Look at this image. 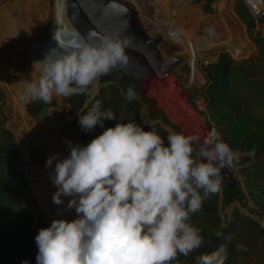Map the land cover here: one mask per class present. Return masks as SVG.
Wrapping results in <instances>:
<instances>
[{
  "label": "clouds",
  "instance_id": "9594fccd",
  "mask_svg": "<svg viewBox=\"0 0 264 264\" xmlns=\"http://www.w3.org/2000/svg\"><path fill=\"white\" fill-rule=\"evenodd\" d=\"M52 39L56 47L38 62L43 66L38 83L23 81L21 101L27 96L49 104L53 94H87L101 77L127 63L124 50L131 43L120 34L82 36L58 28ZM123 94L128 102L139 99L132 88ZM115 119L97 101L79 115L78 123L90 133ZM164 127L167 145L155 130L116 123L86 146L68 141L66 158L59 153L47 158L46 170L57 161L50 175L56 187L52 202L59 206L62 197L70 198L66 207L75 209L77 218L53 220L38 231L36 264H172L178 255L188 257L206 243L188 221L205 199L220 191L222 169L234 167L239 154L215 130L200 143L197 136ZM194 144L204 162L193 158ZM248 155L254 157L255 149ZM227 258V246L221 245L197 257V264H225Z\"/></svg>",
  "mask_w": 264,
  "mask_h": 264
},
{
  "label": "rangeland",
  "instance_id": "374dc122",
  "mask_svg": "<svg viewBox=\"0 0 264 264\" xmlns=\"http://www.w3.org/2000/svg\"><path fill=\"white\" fill-rule=\"evenodd\" d=\"M4 1L5 0H0V9L4 6ZM44 1L47 15L43 22L42 33L38 38V42L41 46L42 44H47L49 41H53L50 36V30L55 22L53 9L56 0ZM131 1L132 0H122V2L136 9L141 27L150 39H161L157 45L161 57L163 59H168L174 56L180 59L179 63L171 69V72L175 75L176 79L179 80V87L182 94L179 95L178 100H172L164 104L157 103V107L152 105V99L149 100L150 98H146L145 96L149 101H144L138 96V100L132 101L133 105L126 100L123 94L122 86L125 83L122 82L121 73L110 76L109 78L111 80L102 81V79H100L97 85L98 89L94 92V96L92 97L90 96V92L92 91L91 87L86 94L84 107L80 108L75 114L71 113V109L73 108L70 106L69 100L76 98L77 95L62 97L53 94L52 102L50 103L52 110L51 117L53 122L58 126L59 135L63 140L66 142L71 141L73 145L80 144L86 146L92 139L102 134L104 129L111 128L112 126L115 127L116 123H121L124 118L128 117L132 121L134 119L133 110L134 107H136L141 121L145 124H149L151 131L155 130L157 133V127H160L168 133L167 130L162 128V126H167L168 129L176 133L185 136H197L199 137V141L203 142L209 133L215 130L213 123L208 119L206 120L210 122L211 129H209L205 124V119L198 113V111H205L207 104L205 91L209 82L203 69L209 64L216 63L220 53H228L235 61V65L244 69L252 78V80L245 81L241 77L238 78L232 75V86L230 91L231 101L240 105L243 104L249 109L251 114L264 120V107H260V105L264 106V92H262V90H264V57L260 58V60L256 58L258 52L256 46L251 41V37L260 29V25L255 23L253 34H251L235 13L236 9H242L241 6H244L249 12V8L245 4L246 0L245 2L240 0L241 4L238 0H218L216 2V19L222 24L224 34H222V32L219 34L207 26H201L202 20H200L199 17H202V13L197 8L180 5L179 1L181 0L173 1L180 7L187 8L188 10H183L182 16L180 15L177 18H174L176 17V14H174V19H167L168 7L165 8L158 0H144V8H140ZM248 1L249 7L254 11H261L257 15V17H261L264 14V0ZM202 19H204V17H202ZM164 22L170 24V28H174L175 32L179 34H177L179 39H183L182 45L176 44L164 32L162 29V23ZM2 76L3 73L0 64V128H4L11 133L12 139L19 152L18 159L10 162L12 168L9 169L10 172L19 170L22 172V176L29 180L27 188L34 202L28 201L23 206L22 215L18 218L19 220L17 221L16 228L11 229L8 223L1 225L5 231L2 236H0V239L3 236L15 238V234L22 239H29L30 237L32 242L30 243L29 249L26 247L21 254L18 249H15V251L20 264L25 260H27L29 264H36L35 257L38 253V248L35 243V237L38 235V231L42 228L50 227L53 220L63 219L71 222L77 218V215L75 209H67L66 207L70 198L62 197L64 203L59 206L52 202V195L56 191V187L50 180L43 179L41 174H38L34 170L32 171L35 175L26 172L27 166L44 168L48 157H46V153L43 152L32 139L28 141L27 147H25L23 142L19 139V134L22 133L23 128L21 123L22 119L19 115L20 112L15 109L16 104L23 107L21 108L22 111L27 110L29 105L27 100H20V95L13 94L8 88V84L4 83ZM127 79L130 80L129 78ZM126 84L129 88L133 89L131 82ZM155 88L159 90L165 87L158 85ZM121 96L124 97L127 103L123 101ZM95 97H99L100 110H111L115 114L116 119L114 121H104L103 129L97 126L92 132L85 133L81 131L80 125L77 122L79 120L78 114H82L83 110L90 105ZM25 98L29 97L25 96ZM114 101L121 103L122 107L118 113L112 110ZM151 108L152 112L148 115L149 109ZM182 113L184 116L181 115ZM158 135L164 139L165 145H167L165 135ZM193 147V158L198 162H204L202 158L198 156L195 145H193ZM27 150H29V164L25 161L24 151ZM235 152L238 153L237 151ZM59 154L63 155V153ZM238 154L239 156L246 155V153L243 152ZM251 160L252 162L262 164L258 176H254V181L261 187V199H264V155L251 156ZM248 164L247 162L230 168L232 175L240 183L244 181V176L240 171L242 168H246ZM243 189L246 194L244 186ZM221 190L220 187L218 193L210 195L204 202L207 205L216 206V222L219 224V229L225 227L229 223H234L233 234L236 239V244L239 247H237L234 258L230 261H226L225 264H264V236L259 232L261 228L260 221L264 217L261 215L260 209L248 196H245L241 201L234 200L223 205ZM212 215L214 216V214ZM245 217L252 222L244 220ZM198 222L199 219L196 218H191L188 221L194 228H196ZM221 245H224L223 240L219 241V247ZM27 249L28 254L23 255ZM175 264H187V261L185 258L181 257L176 260Z\"/></svg>",
  "mask_w": 264,
  "mask_h": 264
},
{
  "label": "trees",
  "instance_id": "16d2710c",
  "mask_svg": "<svg viewBox=\"0 0 264 264\" xmlns=\"http://www.w3.org/2000/svg\"><path fill=\"white\" fill-rule=\"evenodd\" d=\"M238 1L240 2V0ZM248 2L249 1L246 0L245 4L253 14L256 15L261 12L254 11L249 7ZM241 8L242 9H236L235 13L251 34H253L255 23L260 25V29L251 37V41L256 46L258 52L256 58L260 60V58L264 57V14L259 18H253L244 6H241ZM203 71L209 82L205 91L207 104L205 111H198V113L205 119V124L209 129H211L210 122L213 123L214 129L232 150L246 153V155L239 156V162L235 165L249 163L246 168H242L240 171L244 176L243 186L247 194L244 193L238 180L231 189H229L225 181L222 180V204L225 205L234 200L241 201L245 196H248L260 209L261 215L264 217V199H261V187L254 181V176H258L262 164L252 162L251 156L248 155L253 148L255 149V155H264V120L251 114L249 109L243 104L240 105L230 99L232 75L238 78L241 77L245 81L252 80V78L244 69L235 65V61L228 53H220L217 62L205 66ZM107 80V78L102 79V81ZM122 82L125 83L122 86V90L126 92L129 88L126 83H132V80L122 77ZM132 87L139 97L144 101H149L140 95L133 83ZM262 92H264V90H262ZM85 97L86 94H82L69 100L70 106L73 108L71 109L72 114L77 113L78 110L82 108V105L85 103ZM98 98L99 97H95L90 105L83 110L81 115L86 114L87 111L96 104ZM122 98L123 101L127 103L124 97ZM121 107V103L114 101L112 110L118 113ZM260 107L263 108L264 106L260 105ZM133 118L134 119L131 121V119L126 117L120 124L135 122L144 130L151 131V127L141 121L136 107H134L133 110ZM207 119L210 122L206 121ZM157 133L164 134L167 140L168 133L166 131L157 127ZM18 157V148L12 139L11 133L4 128H0V236H2L5 231L1 225L8 223L11 229L16 228L17 221L19 220L18 218L22 215L23 206L28 201L34 202L27 188L29 180L25 179L22 176V172L19 170L10 172L12 168L10 162L16 161ZM212 214H214V216ZM216 217V206L207 205L205 202H203L199 212L190 216V219H199L196 229L200 231V235L206 243L201 248L190 253L188 257L178 255L177 260L183 257L186 259L187 264H197V257L215 251L219 248L220 240H223L224 245L227 246L228 258L226 261H230L234 258L237 252L236 239L233 234L234 223H229L225 227L219 229ZM244 220L252 222L246 217ZM216 232H223V236L217 238L215 235ZM259 232L264 236V228H260ZM229 235L231 236L230 241L225 239V237ZM31 242L32 239L30 237L29 239H22L16 234L15 238H10L8 236L1 237L0 264H20L15 249H18L21 254L26 247L28 249L30 248ZM28 249L23 255L28 254ZM175 262L176 260L173 261L172 264H175Z\"/></svg>",
  "mask_w": 264,
  "mask_h": 264
},
{
  "label": "bare ground",
  "instance_id": "6f19581e",
  "mask_svg": "<svg viewBox=\"0 0 264 264\" xmlns=\"http://www.w3.org/2000/svg\"><path fill=\"white\" fill-rule=\"evenodd\" d=\"M132 1L140 8H144L145 6L144 0ZM158 1L165 8L168 7V18L164 13L167 19L182 16V11L187 9L180 7L173 0ZM54 6L55 22L51 27L50 36H53L56 28L63 30V25L67 29L65 31H74L70 25V21L66 19V0H56ZM45 7L44 0H5L4 6L0 9V64L3 73L2 78L4 83L8 84L7 86L13 94L21 95L24 92L25 85L23 81L25 80L38 83L43 67L38 62L43 61L46 53L49 51L45 49L53 45L52 41L42 44V46L38 42V38L43 30V22L47 15ZM174 14H176V17L173 18ZM202 17H199V19L202 20ZM165 22L162 23L164 32L176 44L182 45L183 39H179V34L175 32L174 28L169 27L170 24H166ZM95 88L96 86L93 85L90 93H94ZM24 99L27 100L29 108L22 111L21 108L23 107L17 104L15 108L16 111L20 112L19 115L22 119L23 129H20L23 131L21 130L22 133L19 134L21 142L27 147L28 141L32 139L46 153V157L63 153V155H60V158H66L70 154V148L68 143L60 137L58 126L53 122L50 103L46 104L41 100L31 101L30 98ZM181 115L184 116L183 113ZM28 151H24V154L25 161L29 164ZM56 162L53 161L52 167L47 170L45 167L35 168L27 166L26 172L33 173L32 170H34L38 174H41L43 179L50 180V175L53 174ZM33 174L35 175V173Z\"/></svg>",
  "mask_w": 264,
  "mask_h": 264
},
{
  "label": "water",
  "instance_id": "95a60500",
  "mask_svg": "<svg viewBox=\"0 0 264 264\" xmlns=\"http://www.w3.org/2000/svg\"><path fill=\"white\" fill-rule=\"evenodd\" d=\"M217 1L181 0L179 3L183 6L197 8L202 13L204 19H202L201 26H207L219 34L220 32L224 34L222 24L216 19ZM243 1L245 2V0ZM249 12L251 16L259 17H257L258 14L255 15L250 10ZM65 14L74 31L82 36H87L89 33H96L97 35L120 34L121 38L128 37L131 39L130 45L124 50L127 63L118 65L108 75L100 79L121 73L124 78L132 80L133 85L143 97L152 99V105L155 107H157V103L164 104L179 99V95L182 94L179 80L176 79L171 69L179 63L180 59L174 56L168 59L161 57L157 48L161 39H150L141 27L136 9L122 2V0H66ZM65 30L67 29L63 25V31ZM52 44L45 50L56 47L54 40ZM98 83H94L95 91L98 89ZM158 85L165 88L158 90L155 88ZM90 96H94V93H90ZM151 112L152 108L149 109L148 115ZM163 128L166 130L164 126ZM220 139L222 138L220 137ZM199 142L202 143V141ZM194 145L196 148L198 147L197 144ZM230 168L222 169L221 172L222 180L225 181L229 189L237 181ZM240 184L243 188V181ZM260 226L264 228V218L260 221Z\"/></svg>",
  "mask_w": 264,
  "mask_h": 264
},
{
  "label": "flooded vegetation",
  "instance_id": "af4514ba",
  "mask_svg": "<svg viewBox=\"0 0 264 264\" xmlns=\"http://www.w3.org/2000/svg\"><path fill=\"white\" fill-rule=\"evenodd\" d=\"M134 7V6H133ZM217 62V61H216ZM119 74V73H118ZM122 77L124 78V76L122 75ZM104 79V78H103ZM108 80H111L109 77H107ZM124 79H127V78H124ZM131 80V79H130ZM109 82V81H108ZM104 83V82H103ZM84 106V104L82 105V107ZM79 111V110H78ZM78 115H81V114H78ZM78 122V121H77ZM149 125V124H148ZM150 126V125H149ZM163 128V126H162ZM164 129V128H163Z\"/></svg>",
  "mask_w": 264,
  "mask_h": 264
},
{
  "label": "crops",
  "instance_id": "0c3cea01",
  "mask_svg": "<svg viewBox=\"0 0 264 264\" xmlns=\"http://www.w3.org/2000/svg\"><path fill=\"white\" fill-rule=\"evenodd\" d=\"M218 60V59H217Z\"/></svg>",
  "mask_w": 264,
  "mask_h": 264
}]
</instances>
